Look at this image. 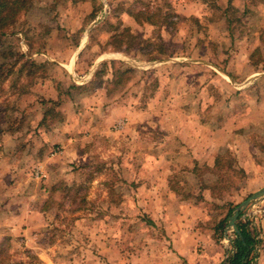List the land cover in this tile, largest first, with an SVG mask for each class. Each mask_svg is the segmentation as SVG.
<instances>
[{
    "label": "rangeland",
    "instance_id": "obj_1",
    "mask_svg": "<svg viewBox=\"0 0 264 264\" xmlns=\"http://www.w3.org/2000/svg\"><path fill=\"white\" fill-rule=\"evenodd\" d=\"M168 4L170 32L128 14ZM1 13L0 264H165L166 219L213 235L264 186V0H0ZM118 26L134 38L110 52ZM215 182L221 201L204 199ZM237 224L255 236L241 264H264V200ZM237 241L224 226L217 264Z\"/></svg>",
    "mask_w": 264,
    "mask_h": 264
},
{
    "label": "trees",
    "instance_id": "obj_2",
    "mask_svg": "<svg viewBox=\"0 0 264 264\" xmlns=\"http://www.w3.org/2000/svg\"><path fill=\"white\" fill-rule=\"evenodd\" d=\"M77 0H72V2H76ZM13 2V1H12ZM95 2V0H93ZM11 8H16V4L13 2L9 5ZM167 8V9H165ZM159 7V6H150L146 5L143 8L139 9L138 11H130L128 12L129 16L137 23V24H148L151 26L155 27H160L165 29L166 31H173L176 27L177 22L179 21L178 15L172 12L171 6L168 4L166 7ZM165 9V11H164ZM10 20L8 16L5 14L1 13L0 14V30H3L4 27L6 26V22ZM4 25V26H3ZM2 34V33H1ZM131 33L129 30H119V26L115 28V31L112 33L111 37L108 40L107 46H110V52H119V51H128L130 49L128 43L129 39H133L130 35ZM3 35V34H2ZM127 42H126V41ZM21 59H23V55H19ZM14 64V63H13ZM16 64V63H15ZM14 64V65H15ZM106 63H103V66ZM27 61L24 62L21 65V70L23 67H26ZM6 65L0 64V85H2L4 82H6L11 74V70H4L3 68ZM13 66V65H12ZM29 67H33V63H29ZM102 72H99L98 75H102ZM230 79V75H227ZM220 163L219 168L220 170H223L225 166H227V169L231 168V164L233 163V160L230 161L229 163L224 162L223 158H220ZM232 170V169H231ZM238 173H242V171H238ZM220 182H215L213 184L209 185H203L200 188V192L203 190H208L210 192L211 198L217 201H221L222 195H221V190H220ZM233 208L229 207L227 210V214L223 219L220 221H215L213 222L214 227L213 229V239L216 240V242H219V239L221 238V232L224 230V226L226 223V219L230 216ZM209 223V222H207ZM237 228L241 230V236H242V241H237L236 246H237V253L235 256L230 259L229 264H241V260L244 258L245 253L248 251H251L250 247L254 244V234L251 235L252 233L249 232V229L246 228V225H241L237 224ZM218 233H220V236H218Z\"/></svg>",
    "mask_w": 264,
    "mask_h": 264
},
{
    "label": "crops",
    "instance_id": "obj_3",
    "mask_svg": "<svg viewBox=\"0 0 264 264\" xmlns=\"http://www.w3.org/2000/svg\"><path fill=\"white\" fill-rule=\"evenodd\" d=\"M80 48H82L81 44H79L76 49ZM241 156L237 155L236 157L240 167L242 166L244 168L240 162L244 163L246 161L249 165L253 162V157ZM196 161L199 160L196 159ZM202 195L206 200H209V198L211 199L210 192L208 190H203ZM184 205L186 204L184 203ZM187 207L190 208L193 213V211H196L199 206H192L188 203ZM192 218L193 216H191L190 219L181 220L184 224L178 222V218L174 219L177 222L171 221L169 218V220L166 219V221L162 223L165 226L164 240L167 239V247H169V252L165 255L169 261L165 264H217L221 256L222 246L216 241H214L216 244L213 243V235H210V233L207 234L201 229H198L195 226L193 227ZM198 218H200L201 221L206 220V216L204 215L203 217ZM228 218L226 220H228ZM226 225L227 224H225V228Z\"/></svg>",
    "mask_w": 264,
    "mask_h": 264
},
{
    "label": "water",
    "instance_id": "obj_4",
    "mask_svg": "<svg viewBox=\"0 0 264 264\" xmlns=\"http://www.w3.org/2000/svg\"><path fill=\"white\" fill-rule=\"evenodd\" d=\"M264 200V186L257 190L255 193H253L250 197H248L245 201L240 203L237 207L233 209L231 212V215L229 216L227 220V225L225 228V233L228 230H232L235 232L237 237L242 241V236L240 232L238 231L236 222L241 217L242 214L246 213V211L253 205L259 204L261 201Z\"/></svg>",
    "mask_w": 264,
    "mask_h": 264
}]
</instances>
